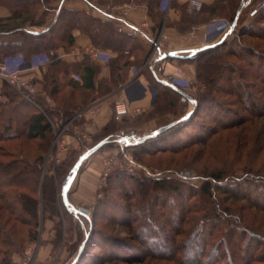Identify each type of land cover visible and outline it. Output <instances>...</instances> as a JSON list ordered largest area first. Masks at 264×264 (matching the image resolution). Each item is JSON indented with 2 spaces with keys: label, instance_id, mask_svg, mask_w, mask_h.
I'll use <instances>...</instances> for the list:
<instances>
[{
  "label": "trees",
  "instance_id": "1",
  "mask_svg": "<svg viewBox=\"0 0 264 264\" xmlns=\"http://www.w3.org/2000/svg\"><path fill=\"white\" fill-rule=\"evenodd\" d=\"M52 1L0 0V3L9 4L12 9V15L8 19H0V61L6 62L18 55L32 59L46 54L49 60L42 83L45 92L57 101V106L53 108L40 95L35 99V104L24 99L6 83L0 89V264H12L14 254L22 253L27 244L38 240L42 215L45 221L55 220L60 217V208L64 213L72 215L81 228H85L87 222L99 233L94 241L92 233L98 234L97 232L86 234V246L74 264H91V261L85 258L92 247L100 248L104 252L95 256L99 264H152L149 262L152 258L179 264L263 262V255L255 256V246H264L263 225L255 227L253 224H245L241 215L227 206L224 196L225 199L235 202L249 203L253 208L264 212V168H258L259 171L244 169L241 174L232 173L234 171H227L226 168L219 171L214 169L217 173L202 176L205 180L198 186L172 177L149 179L117 169L111 173L109 185L116 180L121 182L123 189L120 194L113 195L108 191L110 187H107L106 197L99 202V210L101 206L104 207L99 215L105 216L114 227L110 232L100 228L97 213L89 217L66 205L63 191L72 176L73 167L83 153L113 148L119 140L127 137L130 141L139 133L136 129L138 125L132 126L134 122L138 124L137 119L125 116L118 120L114 116L99 133L93 135V143L90 144L83 137V133L74 130L84 122V118L78 117L77 114L123 84L131 66L136 65L139 68L144 65L147 52L137 35L117 27L112 18H100L86 10H73L62 3L57 6L59 11L55 22L47 30L34 32L20 27L22 21H34L40 7H44L47 13L49 8H52ZM87 1L91 5L95 2ZM108 1L111 0H105ZM146 1L150 15L160 27L165 15L164 9L161 8L162 0ZM257 1L244 5L246 0H214L210 4L204 2L203 8L196 12H189L182 7L176 27L184 32L191 29L195 23L208 21L213 16L230 22L237 20L239 26L243 14L256 5ZM172 4L174 5L173 2ZM241 8L242 12L239 13ZM74 29L87 32L96 47L109 48L117 53V56L110 59L109 80L101 79L96 83V75L100 73L101 67L92 63L89 58L83 63L74 64L58 58L57 52L60 48L68 51L74 45ZM233 35L234 37L229 38ZM263 44L264 8L220 44L186 56L168 55L162 58L197 64L200 87L197 95L193 97L197 108L183 120L184 112L188 108V99L168 81L157 77L154 83L157 93L155 104L151 111L139 118L146 117L143 121L157 119L156 129L172 122L177 123L163 133L136 144L131 142L129 145L139 148V151L146 155H154L178 152L196 144L205 145L221 128L230 130L243 127L242 131H249L246 140L251 132L264 134ZM74 72L84 78L83 83L74 79ZM222 81L230 85H220L219 82ZM229 96L231 97L226 99ZM2 97L6 101H2ZM15 103L26 112V119L21 125L12 115L13 109L10 106ZM54 115L59 117L62 125L71 121L68 128L74 126L73 131L80 148L83 147L80 153L79 150L71 151L73 154L78 153V156L66 171L61 184L60 201L57 200L55 180L50 170L43 174L46 156L54 139L51 124V117ZM168 115L173 118L168 120ZM202 116L205 119L212 118L219 124L211 128L206 127ZM225 116L227 117L222 119ZM196 130L200 132L197 133ZM33 140L43 142V147L34 153L35 157L27 148L28 142ZM1 143H10V147ZM62 164L61 167H64L67 162ZM130 180L135 183L131 193L127 187ZM183 187L190 191L196 190L200 203L195 202L186 208L174 202L176 210L173 215H168L162 194L172 191L181 199ZM134 198L136 201L133 202ZM160 205L162 209L157 210ZM191 211L194 221L189 228L185 227V223L189 224L187 219ZM55 225V229L61 234V223L58 221ZM120 227L134 230L133 239L119 235L117 231ZM59 239L55 242L58 243ZM234 240L237 243H234ZM242 242L245 246L241 245ZM232 244L243 246L239 261L236 259L238 256L228 248ZM79 249L80 245L75 258Z\"/></svg>",
  "mask_w": 264,
  "mask_h": 264
},
{
  "label": "rangeland",
  "instance_id": "2",
  "mask_svg": "<svg viewBox=\"0 0 264 264\" xmlns=\"http://www.w3.org/2000/svg\"><path fill=\"white\" fill-rule=\"evenodd\" d=\"M250 11H251V8L250 10H247V12L243 14L242 18L245 21L248 20V17L250 16ZM242 18H241V21H242ZM240 25H241V22L239 23V26L237 27V29L233 30V32L238 31L241 28ZM232 37H234V35L230 36L229 38H232ZM223 40L219 41L218 43L220 44ZM263 49H264V44H263ZM190 64H193L196 66V78L191 81L189 80V78L186 79L185 77L181 81L183 85L181 83V85L179 84V86L185 92H188L189 95H192V97H194L199 92L200 86H199V82L197 79V64L194 62L193 63L191 62ZM179 70L180 69H178L177 71L178 75H180ZM20 73H21L23 80L26 81L32 87H34V94H32L31 96L32 102L31 101L29 102L37 104L35 99H37V97L40 95L41 97L45 99V101L49 105H51V107L55 108L57 106V101L52 99L51 96H49L45 92L44 84L42 83V78L41 79L30 78L29 75L25 74L23 71H20ZM4 83L8 84L15 91L19 92V94L24 99H25L24 95L29 94V92L25 88L21 89L20 87L16 86V84L12 85L5 79L3 81L0 80V89ZM219 83L220 85L224 83L227 86L230 85V83L228 82L223 83V81ZM187 86L189 87L187 88ZM230 97L231 96H229L226 99H229ZM1 100L6 101L4 97H2ZM10 107L13 109L12 115L15 117L17 123H20L21 125L22 122L26 119V114H25L26 112L21 106H18V104L16 103L12 104ZM193 107H194L193 109H196L197 103H194ZM189 108H190V104L188 103V108H186V111L184 112L183 120L188 118L191 114L190 112L193 111V109L189 110ZM235 109H237V111H240L238 108H235ZM240 113L242 112H239V114ZM141 115L142 114H137L133 116L135 120L136 119L138 120L137 122L138 124H135L134 122L132 126L140 125L146 122V120L143 121L146 117L139 118ZM55 117L59 119L58 116L54 115V117H51V124H52V121H54ZM202 117H203L202 121L205 120L206 127L211 128L219 124V122L214 121L212 118L205 119L204 116ZM226 117L227 116H225L222 119H225ZM172 118L173 117H170L168 118V120H171ZM69 123L71 122L69 121L67 123L68 126L70 125ZM60 124L62 125L61 121H60ZM68 126H67V129L64 131V135H67L69 133H74L73 132L74 126L71 129H69ZM78 127L79 126H76L75 129H77ZM79 129L81 130V128ZM157 129L156 128L152 129L149 135L154 134ZM242 130H243V127L239 129H230V130H224L221 128L219 129L216 135L212 136L210 140L207 141L205 145L196 144L188 149H182V150L180 149L178 152H173V153L166 152V153H156L154 155H146L142 151H139L140 150L139 148L132 147V154L134 155L135 160L138 163H140V165L144 167V169L139 170L140 168H138L133 173L127 170H124V171L131 173V174L140 175L145 178L147 177L149 179L172 177L178 180H185L188 183L194 184L197 186L201 185L204 182L205 179H203L202 176L211 175V173L213 172L217 173V171H219L222 168L228 169L227 171H234L232 173H235V174H241V171H243L244 169H254V171L255 170L259 171L258 168H264V134L263 133L258 134V131L257 132L254 131V132H251L250 137L248 138V140H246L245 137L249 133V131H246V130L242 131ZM199 132L200 131H197V133ZM53 133H54V139H53L51 149L48 155L46 156V160H45V164L43 168V174L46 171L50 170V173L55 180L57 200L60 201L62 197L61 196V184L63 183V180L65 178L66 171L69 168V166L72 164V162L76 159V157L78 156V153L83 151V147L82 149L79 148L78 149L79 151L76 154H73V152L71 151H74V150L69 148L68 153L62 156V160L60 162H57L54 159L55 157L54 140H55V134H56L54 129H53ZM193 133H196V132H193ZM205 134L206 133H204V135ZM143 136H145L144 133L140 131L138 133V136H136L135 139L134 138L130 139V141L133 144L139 143L141 142L139 141V139ZM83 137L85 138V135H83ZM88 143L90 144L93 143V139L88 141ZM169 143H171V141H169ZM1 144L7 147H10V143H1ZM116 146L113 148H107L105 150L90 153L88 158L82 161L81 166L77 170V174L70 186L71 188L72 185H74L73 183H75L74 181L76 180V185L70 194L71 198H73V201L77 205V206L74 205V207L88 209L90 211L89 217H92V214L97 213L98 225L100 226L102 230L106 232L113 231L114 227L113 225L109 224V221L105 219V216L99 215V213L100 214L102 213V209L104 208V207L101 208L102 207L101 206L99 210V202L104 197H106V194L108 193V191L110 194L117 195V194H120L121 189H123L120 184L121 182L118 183V181L116 180H113L112 184L109 185L110 175L111 173H113V171L117 170L116 168L111 171H108V176H105L106 169H105L104 159L108 155L116 154L119 152ZM40 147H43L42 140H35V141L33 140V141L28 142V145H27L29 152L34 157L36 156V154L34 153L37 152L38 149L40 150ZM63 162L64 163L67 162V164L64 167H61V165H63L62 164ZM214 169H218V170L215 171ZM181 172H185V173L187 172V173H190V175L189 177H180L179 173ZM87 174H92L93 176V177H90L88 181L90 182V184H88V182L87 183L83 182L84 180H82L83 175H87ZM72 175H73V169H72ZM104 176L106 178H104ZM128 183L129 184L127 185V187L131 193V191L133 190L132 189L133 185L135 186V183H133L131 180ZM107 187H110V189L108 190ZM195 191L196 190L190 191L187 187H183L182 192H181L183 196L181 199L178 198V195H176L175 192H172V191L164 192L162 194V197H163V200L166 201V210L169 212L168 215H171L176 210L174 206V202H177L180 207L182 205L186 208L188 206H191L195 202L200 203L199 195ZM40 196H42V194ZM63 197H64V191H63ZM225 198L226 196H224V200L227 206L231 207V209H233L235 212L241 215L245 224L246 223L250 225L253 224V226L255 227H258L259 225H263L264 227V212L263 211L253 208L252 206H250L249 203L242 202V201L235 202L231 199H225ZM132 201L133 202L136 201V198H134V200ZM161 209H162V206L160 205L157 210H161ZM188 215H189V218L187 219V221L189 222V224L185 223V227L187 226L190 228L192 221H194L193 220L194 216H193L192 211ZM163 220L164 219L162 218L161 220L162 223H163ZM58 221L59 223H61V234H59L58 231L55 229V226H56L55 223ZM99 226L97 227L98 230H99ZM91 231L98 233L96 228H94L92 224H89L87 222H85V228H81L78 221L75 220L72 215L64 213L62 208H60V217L56 218L55 220L45 221L42 215L41 227L39 228V234H38V240L32 241L31 243L27 244V246L25 247L22 253L14 254L12 264H26V262H29L30 259L33 263H36V264H73L79 255L78 253L77 257L75 258L79 245L81 248V246L83 245L82 243L86 241L85 239L86 234ZM117 233L121 235L122 237L133 239L132 237H134L135 231L120 227ZM98 235L99 233L98 234L92 233L93 241L96 239V237H98ZM57 239H59L58 243L55 242ZM235 242L237 243L236 240H234V243ZM241 245L245 246L243 242ZM243 246H237V245L232 244V246L228 247L230 251L234 253V255L238 256L236 258L237 261H239V258H240L239 255L240 254L242 255ZM79 252H80V249H79ZM255 252H256L255 253L256 257L260 255H263L264 257V246L260 248L255 246ZM98 253L102 254L104 252L100 248L95 249V247H92L90 248V251L87 254L88 256H86L85 259L89 260V262L91 261V264H99V260L97 259V257H95L96 254ZM74 258L75 260L73 261ZM92 259H94L95 261ZM149 262H151L152 264H179L174 261L159 260L155 258L149 259ZM110 264H130V263L112 262ZM254 264H264V261L255 262Z\"/></svg>",
  "mask_w": 264,
  "mask_h": 264
},
{
  "label": "crops",
  "instance_id": "3",
  "mask_svg": "<svg viewBox=\"0 0 264 264\" xmlns=\"http://www.w3.org/2000/svg\"><path fill=\"white\" fill-rule=\"evenodd\" d=\"M188 1L162 0L161 8L164 9L165 15L160 27H158V23L150 15L149 4L146 0H111L108 2H105V0H95L93 5L87 0H64L63 2L61 0H53L51 2L52 8H49L47 13L44 7H40L34 21L32 19L22 21L20 27L29 31L41 32L47 30L53 25L58 16L59 8L57 6L63 4L73 10L90 11L100 18H112L117 27L137 35L146 49L147 59L142 67L138 68L136 65L131 66L127 72V79L123 84L115 91L98 98L83 109L95 107L98 109V112L95 115L86 114L82 117L84 118V122L77 129H74L76 132L83 133L88 138L86 139L90 141L93 135L99 133L114 118V105L118 99H124L132 108L141 107L143 112L140 114L151 111L155 104L157 94L154 87L155 79L159 78L160 80L170 82L168 77L173 75L177 76L178 69H183L187 73L189 80L192 81L196 78L195 65L181 63L176 59L163 60L162 58L168 55L186 56L195 53L207 45H213L223 40L233 30L232 22L226 19V21L219 23L217 27L210 28L211 20L216 17L213 16L208 21L195 23L189 30L184 32L179 31L176 26L181 15L180 9L183 7L189 11ZM203 1L210 4L214 0ZM253 1L255 0H246L244 5ZM261 1L258 0L256 4ZM242 8L239 11L240 13L242 12ZM11 15L12 9L10 5L0 3V19H8ZM250 18L251 16L248 17V20ZM247 21L242 19L240 26H244ZM194 27H197V36L191 39L189 33ZM237 27L236 25L234 30ZM72 34L75 41L74 45L68 51L60 48L57 52L58 58L71 64L83 63L85 59L89 58L92 63L101 67L100 73L96 75V83L101 79L109 80L111 78L110 59L117 56V53L109 48L96 47L90 35L81 29H74ZM165 54L166 56L164 57ZM48 60L49 58L46 54H40L32 59H25L23 55H18L8 59L6 63L11 70H20L28 74L30 78L41 79L46 71ZM146 66L148 67L146 68ZM75 74L80 75L74 72L72 76L74 77ZM80 77L81 81L79 82L83 83L84 78L81 75ZM174 84L179 85V83ZM188 103L190 104L189 110H192L194 108V102L188 100ZM128 117L133 118V116ZM167 117L170 118L173 116L168 115ZM156 127L157 119L152 118L138 125L136 129L137 132L142 131L144 135H149L150 131ZM65 140L69 144L70 149L78 150L80 148V143L75 132L65 135ZM90 177H93L92 174L83 175V182L87 183ZM74 182V185L71 187L72 189L70 188L69 190V198L71 204L77 206L70 195L76 185V180Z\"/></svg>",
  "mask_w": 264,
  "mask_h": 264
},
{
  "label": "built area",
  "instance_id": "4",
  "mask_svg": "<svg viewBox=\"0 0 264 264\" xmlns=\"http://www.w3.org/2000/svg\"><path fill=\"white\" fill-rule=\"evenodd\" d=\"M204 6V1L203 0H189L188 1V9L190 12H196V11H200ZM264 8V0H262L261 2H259L258 4H256L250 11V16L254 17L256 16V14L262 10ZM222 21H226L225 19L222 18H213L210 22V28H214L217 27L219 25V23H221ZM228 21V20H227ZM197 36V27H194L190 33H189V37L191 39L196 38ZM179 74L177 76H169L168 80L172 83H179L181 85V81L183 78L186 77V79H188L187 73L180 69L179 70ZM8 81L10 84L15 85L22 88H25L29 94H25V99L28 101L32 102V94H34V87H32L31 85H29L26 81L23 80L20 70H11L9 69L8 65L5 62H1L0 61V80ZM74 79L81 81V77L78 74L74 75ZM183 85V83H182ZM189 87V86H187ZM114 110H115V117L116 119H121L125 116H134L137 114H140L143 112V109L141 107H134L132 108L127 101H125L124 99H118L115 102L114 105ZM98 109L95 107H91L88 109H85L81 112H79L77 114L78 117H84L86 114H91V115H95L97 114ZM71 122V121H70ZM70 124V123H69ZM68 124L66 125H61L60 121L57 117H55L54 121H52V127L55 130V140H54V159L57 162H60L62 160V156H64L66 153H68L69 151V144L66 142L65 140V135H64V131L67 129ZM85 138H87L85 136ZM131 143V141L127 140H121L119 141L118 145H117V149L119 150L118 153L116 154H111L108 155L105 159H104V164H105V176H108V171H111L113 169H121V170H127L129 172H134L136 171L138 168H140L139 170L144 169V167H142L140 165V163H138L135 158L134 155L132 154V147L129 145ZM190 173H185V172H181L179 173L180 177H189ZM104 176V178H106ZM30 253V252H29ZM26 264H36L33 263L30 259L29 262H26Z\"/></svg>",
  "mask_w": 264,
  "mask_h": 264
},
{
  "label": "water",
  "instance_id": "5",
  "mask_svg": "<svg viewBox=\"0 0 264 264\" xmlns=\"http://www.w3.org/2000/svg\"><path fill=\"white\" fill-rule=\"evenodd\" d=\"M240 11H241V10H240ZM239 13H240V12H239ZM236 23H237V20H235V21L232 23V30H234V28L236 27ZM217 44H219V43H215V44H213V45H207V46L204 47V48H208V47H210V46H215V45H217ZM165 56H166V54L164 55V57H165ZM168 83H169L172 87H174L177 91H179V92L184 96L185 99H188V100H190V101L196 103V102H195V99H194L191 95H189L187 92H185V91H184L179 85L174 84V83H170V82H168ZM190 113H191V112H190ZM190 113H189V114H190ZM176 123H177V122H172V123H170V124H168V125L162 126V127H160L159 129H157L156 132H155L154 134H151V135H145V136L141 137V138L139 139V141H144L145 139H147V138H149V137H151V136H156V135H158V134H160V133H163L164 131H166V130H168L169 128H171L172 126H174ZM123 140L127 141L128 139L125 137V138H123ZM89 154H90L89 152L84 153V154L82 155V157L78 160V162L75 164V166H74V168H73V175H72V177L70 178L69 183H68V185L66 186V188H65V190H64V201H65L66 205H67L68 207H70V208H72V209H74V210H76V211H78V212H82V213H84V214H86V215H88V216L90 215V211H89L88 209H85V208H76V207H73V206L71 205V202H70V200H69V188H70V186H71V184H72V182H73V180H74V178H75V176H76V174H77V170H78L79 167L81 166L82 161L86 160V159L88 158ZM85 245H86V241H85V242L83 243V245L81 246V248H80V252H79V255H78L77 259L75 260V262L78 261L80 255L82 254V252H83V250H84V248H85ZM75 262H74V263H75ZM74 263H73V264H74Z\"/></svg>",
  "mask_w": 264,
  "mask_h": 264
}]
</instances>
